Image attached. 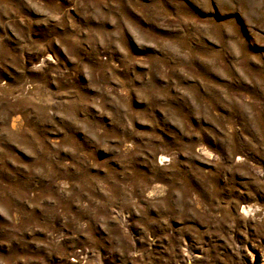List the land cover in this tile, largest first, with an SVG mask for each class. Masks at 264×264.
I'll return each mask as SVG.
<instances>
[{"label":"rangeland","instance_id":"rangeland-1","mask_svg":"<svg viewBox=\"0 0 264 264\" xmlns=\"http://www.w3.org/2000/svg\"><path fill=\"white\" fill-rule=\"evenodd\" d=\"M0 264H264V0H0Z\"/></svg>","mask_w":264,"mask_h":264}]
</instances>
